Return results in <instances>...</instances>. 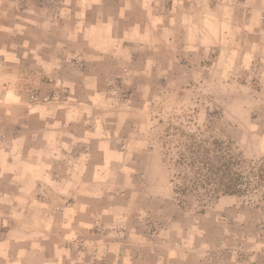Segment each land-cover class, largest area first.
Segmentation results:
<instances>
[{"label":"crops","instance_id":"1","mask_svg":"<svg viewBox=\"0 0 264 264\" xmlns=\"http://www.w3.org/2000/svg\"><path fill=\"white\" fill-rule=\"evenodd\" d=\"M176 43L199 55L185 76L200 96L232 100V140L264 159V0H0V264H264L255 235L239 260L224 250L237 239H146L140 228L141 202L159 209L163 161L145 150L144 122L96 88L172 67L133 51ZM235 200L219 210L236 214Z\"/></svg>","mask_w":264,"mask_h":264},{"label":"rangeland","instance_id":"2","mask_svg":"<svg viewBox=\"0 0 264 264\" xmlns=\"http://www.w3.org/2000/svg\"><path fill=\"white\" fill-rule=\"evenodd\" d=\"M132 38L136 41V37ZM147 41L146 39L145 43ZM133 55L135 58L142 55L145 61L164 59L174 62L172 67L146 68L143 78H136L132 74L126 78L118 75L109 82L97 84L96 88L98 94H105L111 103L115 102V108H121L131 115L128 116L130 123L139 125L144 122L143 136L147 143L153 144L152 149L145 147V150L157 152L163 161L158 164L164 172V178H161L163 186L158 184L160 179L152 184L154 191L158 194L160 192L156 196L159 209L150 201L141 202L148 206L145 210V219H148L145 220L146 226L140 227L145 238L158 239L165 230L163 239H237L231 247L224 250L233 251L237 259H243L247 253V239H253L254 235L256 239L264 238V159L247 157L243 148L232 140V125L229 124L232 110L235 109L232 100L216 99L209 93L208 96H200L198 80L193 76H185L190 62L199 60L198 53L196 57L193 54L190 60L185 47L176 43L175 48H165L164 52L158 53L151 52L144 45L143 52L133 51ZM162 55L164 57L160 58ZM212 56V53L208 54L209 64L215 60ZM167 62L162 63L167 65ZM159 70L170 72V75L163 76L160 73L158 76ZM208 83V87L213 86L210 81ZM143 84L146 88L143 91L145 101L137 98V89ZM141 107L145 108L144 113L139 111ZM186 136L206 140L207 147L217 140L223 143L224 148L230 149L238 164L235 169L246 178L241 195L233 196L240 208L236 214L219 210L220 200L226 196H205L203 191L192 194L175 193V188L182 183L178 175L184 171L176 165L178 154L182 151L179 147L191 144ZM241 221L243 226H239ZM199 264H214V260L209 257L206 260L200 258Z\"/></svg>","mask_w":264,"mask_h":264},{"label":"trees","instance_id":"3","mask_svg":"<svg viewBox=\"0 0 264 264\" xmlns=\"http://www.w3.org/2000/svg\"><path fill=\"white\" fill-rule=\"evenodd\" d=\"M186 137L191 144L179 147L182 151L176 165L184 171L178 175L182 183L175 188V193L203 191L205 196L211 197L241 195L246 178L235 169L238 164L230 149L224 148L223 143L217 140L207 147L208 142L204 139Z\"/></svg>","mask_w":264,"mask_h":264},{"label":"clouds","instance_id":"4","mask_svg":"<svg viewBox=\"0 0 264 264\" xmlns=\"http://www.w3.org/2000/svg\"><path fill=\"white\" fill-rule=\"evenodd\" d=\"M253 131H255L254 129H253ZM255 138V137H254ZM261 154H264V153H261Z\"/></svg>","mask_w":264,"mask_h":264}]
</instances>
